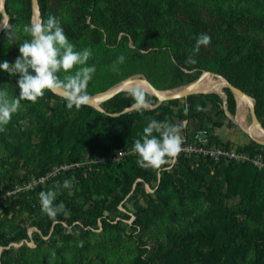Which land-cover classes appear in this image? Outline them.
<instances>
[{"label":"rangeland","instance_id":"obj_1","mask_svg":"<svg viewBox=\"0 0 264 264\" xmlns=\"http://www.w3.org/2000/svg\"><path fill=\"white\" fill-rule=\"evenodd\" d=\"M44 1L64 32H73L75 37H67L76 50L91 49L87 65L95 72L87 96L131 77L179 91L221 60L244 63L252 49L264 52V0H158L142 16L88 0ZM2 3L8 23L0 29V62L14 63L19 42L29 39L23 28L32 22L31 13L27 18L23 12L26 0ZM190 21L211 43L200 47L191 69L175 72L172 54L182 45L168 32H188ZM9 30L18 37L11 45ZM148 34L154 46L138 49ZM118 56L125 60L113 70ZM18 78L0 70V90L18 96ZM263 94L247 95L260 106L264 129ZM60 97L46 91L36 103L21 101L0 132V264H151L154 248L166 245L186 264H233L258 250L264 255V243L251 234L262 229L264 210L261 223L244 214L249 205H264V169L179 156L165 166L169 170L157 171L139 167L132 150L149 121L166 120L180 133L205 128L210 143L257 149L264 159V144L237 122L228 87L223 94L194 92L164 101L141 89L118 91L97 105L71 108ZM243 118L250 123L249 108ZM65 180L70 189L62 187ZM49 190L67 210L55 219L41 210L38 194ZM221 209L231 211L242 230L236 249L232 237L215 241L202 232L201 219L211 220Z\"/></svg>","mask_w":264,"mask_h":264},{"label":"clouds","instance_id":"obj_2","mask_svg":"<svg viewBox=\"0 0 264 264\" xmlns=\"http://www.w3.org/2000/svg\"><path fill=\"white\" fill-rule=\"evenodd\" d=\"M5 28L7 29V26ZM23 32L29 39L19 42L20 55L15 58L14 63L7 60L0 62V70L9 76L19 74L18 96L10 97L6 90H0V132L6 130L5 126L20 110L21 101L36 103L44 97L46 91L62 90L65 99H71L73 103L86 101L87 86L95 72L94 65H87L92 56L91 49L77 51L65 34L59 18L50 14L46 21L33 20L24 26ZM7 39L11 45L17 42L18 37L9 30ZM210 43L211 37L201 33L196 39L192 54L185 62L195 63L194 56L199 53L200 47H206ZM124 60V56L118 57L113 70H117L116 65L123 63ZM73 103H69L68 107L71 108ZM138 104L141 106L144 104L142 93H138ZM76 106L79 107L80 104ZM180 131L179 126L166 120L149 121L140 137L133 142L132 150L138 156L136 164L145 169L169 170L165 166L174 165L182 150L184 138ZM62 187L70 189L72 183L65 180ZM38 195L42 212L50 218L55 219L58 214L67 211L62 202L54 203L56 191H41Z\"/></svg>","mask_w":264,"mask_h":264},{"label":"trees","instance_id":"obj_3","mask_svg":"<svg viewBox=\"0 0 264 264\" xmlns=\"http://www.w3.org/2000/svg\"><path fill=\"white\" fill-rule=\"evenodd\" d=\"M93 3H103L108 7L112 8L115 12L122 15H130V14H139L144 15L151 8L156 7L158 4V0H88ZM38 10L41 20L46 21L48 14L46 12V6L44 0H37ZM32 8L31 0H26L25 7L23 12L29 18ZM9 22L12 23V18H9ZM66 35L70 37H75L73 32L66 30ZM201 31L196 28L192 21L189 23L188 32H177L175 34H171L170 38L174 43H180L182 45L180 52L173 53L172 59L174 64L172 65V71L180 72L181 69L189 70L192 68L190 63H186V58L192 54V49L195 46L196 39L199 36ZM148 34L147 38L141 42L137 46L140 50H147L150 47H153V43L151 42L152 36ZM97 39V37H94ZM190 46V48H189ZM118 54H112L111 56H117ZM252 58L247 59L246 62L242 63L240 61L232 62L231 60L218 62L216 68L212 69V72L222 76L229 83L236 86L244 93L257 97L260 93H264V52L257 49H252ZM110 56V57H111ZM119 57V56H118ZM134 71V70H132ZM61 99H65L64 96L60 97ZM71 103L72 100L68 99ZM264 101V94L261 98ZM130 100L127 99L125 103L121 104L118 108L121 109L129 104ZM79 104L77 102L73 103V106ZM85 104H80V107H85ZM255 112L256 115L261 121L260 114V106L255 104ZM263 125V124H262ZM249 153L260 152L257 149H252L248 147H240ZM181 157V155H180ZM179 157V158H180ZM206 163H213L211 161H205ZM264 210V205L259 203H254L252 205L247 206L244 209V214L249 218L256 222L261 221L262 211ZM200 222V220H197ZM261 223V222H260ZM201 224H203L202 232L206 234L209 239H214L215 241L221 240L223 237H232L233 246L235 249L237 247V242L242 234V230H240V226L235 222L234 215L231 211L226 209L218 210L211 220H203L201 219ZM262 229H253L251 230L252 238L256 240H260V242L264 243V223H261ZM241 240V239H240ZM164 244H169V241L163 242ZM163 244V245H164ZM166 247V248H165ZM169 246L166 245L161 248H154L153 258L151 264H186V259L183 256L176 254L173 249H168ZM264 264V255L261 254V251H254L253 255L248 260H238L235 259L233 264Z\"/></svg>","mask_w":264,"mask_h":264},{"label":"bare ground","instance_id":"obj_4","mask_svg":"<svg viewBox=\"0 0 264 264\" xmlns=\"http://www.w3.org/2000/svg\"><path fill=\"white\" fill-rule=\"evenodd\" d=\"M1 5H2V0H0V6ZM36 19H38L37 7L33 6L32 11H31V21L36 20ZM3 25H4V19H2L0 23V26H3ZM122 82L121 81L118 82L117 84L113 85L106 91H103L96 95H92L91 97L95 99V101L93 102V105L98 104V100L100 96L106 93L114 92V91H130V90H135V89H138V90L141 89V90L148 91L154 95H157L158 97H162V96L175 92L174 89L159 90L157 88H154L150 84L148 85L146 82H141L137 80L136 77L125 79L124 81L126 83L125 86L121 85ZM225 86L227 87L225 80L222 76L220 75L214 76L210 74L209 72H203L198 79H195L193 82L189 83L184 88H188L190 93L202 92V93H207V94L208 93L223 94ZM233 96H234L235 105H236L235 107H236L237 122L241 125L244 131L247 132L249 136H251V138L264 142V134L262 133L258 125L252 124L251 122L249 124H244L242 122V119H244L243 112L245 109L249 108V99L247 98V96L238 94V93H234Z\"/></svg>","mask_w":264,"mask_h":264},{"label":"built area","instance_id":"obj_5","mask_svg":"<svg viewBox=\"0 0 264 264\" xmlns=\"http://www.w3.org/2000/svg\"><path fill=\"white\" fill-rule=\"evenodd\" d=\"M183 139L182 150L179 156L196 160L224 162H248L252 166L264 169V159L260 152L249 153L237 146H226L210 143L208 132L205 128L196 129L190 134L180 133ZM178 156V157H179ZM43 181L44 176L38 178Z\"/></svg>","mask_w":264,"mask_h":264},{"label":"water","instance_id":"obj_6","mask_svg":"<svg viewBox=\"0 0 264 264\" xmlns=\"http://www.w3.org/2000/svg\"><path fill=\"white\" fill-rule=\"evenodd\" d=\"M32 2V6H36L37 7V12H38V19H41L40 15H39V10H38V3H37V0H31ZM0 11L4 17V25L8 23V15L6 13V11L3 9V3H2V6L0 8ZM2 26H0V29H1ZM210 74L214 75V76H218V74L216 73H212V72H209ZM202 74V73H201ZM200 74V75H201ZM200 77V76H199ZM198 77V78H199ZM197 78V79H198ZM225 80V83L227 85V87L231 90V92L234 94V93H238V94H242V95H245L247 96V98L249 99V113H250V122L252 124H255V125H258L262 131V133L264 134V129L262 128L261 124H260V121L256 115V112H255V106H254V103L252 102V99L250 98V96H248L246 93H244L242 90H240L239 88H237L236 86L232 85L231 83H229L226 79ZM123 81V82H122ZM121 82V85L125 86L126 83L124 82V80H122ZM116 92L118 91H114V92H111V93H106L102 96H100L99 101L101 100H104V99H107L109 97H111L112 95H114ZM57 94L61 95V96H64L65 97V93L62 91V90H57L56 91ZM189 92V89L188 88H183L182 90H179V91H175L171 94H168V95H165V96H162V97H158L157 95V98H159L160 100H171V99H176V98H180V97H184L186 96ZM71 100V99H70ZM95 101V99H93L91 96H87V99L86 101L84 102H81V101H75L79 104H93V102ZM255 140V139H254ZM261 144H264V142H261V141H258V140H255Z\"/></svg>","mask_w":264,"mask_h":264}]
</instances>
